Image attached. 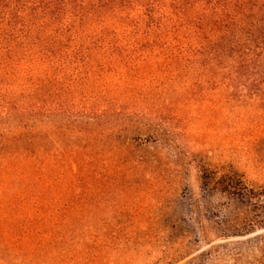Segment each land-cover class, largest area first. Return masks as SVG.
<instances>
[{
    "label": "trees",
    "instance_id": "obj_1",
    "mask_svg": "<svg viewBox=\"0 0 264 264\" xmlns=\"http://www.w3.org/2000/svg\"><path fill=\"white\" fill-rule=\"evenodd\" d=\"M216 106L255 125L264 177V0H0V264L34 250L92 264L82 170ZM230 168L219 192L263 229L264 184Z\"/></svg>",
    "mask_w": 264,
    "mask_h": 264
},
{
    "label": "rangeland",
    "instance_id": "obj_2",
    "mask_svg": "<svg viewBox=\"0 0 264 264\" xmlns=\"http://www.w3.org/2000/svg\"><path fill=\"white\" fill-rule=\"evenodd\" d=\"M178 115L180 122L154 125L157 141L149 134L124 142L107 155L109 166L97 157L90 173L82 170L81 255L92 264H264V228L251 224L258 211L228 201L217 186L228 166L264 184L255 125L219 106ZM14 258L58 264L60 256L34 250Z\"/></svg>",
    "mask_w": 264,
    "mask_h": 264
}]
</instances>
